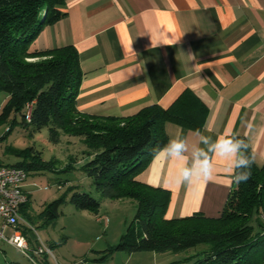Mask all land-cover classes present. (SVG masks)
Wrapping results in <instances>:
<instances>
[{"label":"crops","instance_id":"obj_1","mask_svg":"<svg viewBox=\"0 0 264 264\" xmlns=\"http://www.w3.org/2000/svg\"><path fill=\"white\" fill-rule=\"evenodd\" d=\"M61 10L32 49L77 48L81 114L130 117L189 93L206 110L199 132L235 133L264 166V0H65ZM197 132L166 125L168 141ZM213 163L214 180L195 188L172 183L176 165L156 154L137 179L171 193L168 219L219 218L235 182Z\"/></svg>","mask_w":264,"mask_h":264},{"label":"trees","instance_id":"obj_2","mask_svg":"<svg viewBox=\"0 0 264 264\" xmlns=\"http://www.w3.org/2000/svg\"><path fill=\"white\" fill-rule=\"evenodd\" d=\"M64 2L0 0V93L8 94L0 122L19 123L34 133L47 128L54 144L61 142L62 135L81 139L87 147L84 155L90 158L82 171L101 197L137 204L136 219L116 251L178 254L205 245L194 264H264V166L254 160L250 179L235 183L219 218L202 214L166 218L171 193L139 181L137 174L167 144L168 123L199 131L206 110L186 93L169 109L152 105L130 117L81 114L77 97L83 72L77 48L32 49L47 25L67 16L61 10ZM28 104H33L30 122ZM14 153L24 158L15 166L28 172L51 169L52 164L37 159L31 148ZM248 154L254 157L250 146ZM70 192L78 210L99 214L101 203L91 194L75 188ZM64 201L58 199L48 206L41 215L45 223L58 219Z\"/></svg>","mask_w":264,"mask_h":264},{"label":"rangeland","instance_id":"obj_3","mask_svg":"<svg viewBox=\"0 0 264 264\" xmlns=\"http://www.w3.org/2000/svg\"><path fill=\"white\" fill-rule=\"evenodd\" d=\"M7 99V93H0V110ZM18 120L21 121L20 117ZM30 148L38 155L37 159L52 165L48 170L28 172L25 189L30 194V202L24 213L30 217L31 227L23 231L27 230L31 250L43 243L52 254L36 255L27 251V255L0 242V264H194L196 255L205 250L206 246L201 245L178 254L116 251L115 247L136 219L137 204L129 199L101 197L91 178L82 171L90 159L84 155L87 147L80 138L62 135L61 142L54 144L47 128L34 133L19 123L13 126L12 121L0 122V164L15 165L23 161L14 151ZM72 188L97 199L101 203L99 214L78 210L70 201ZM58 199H65L58 219L45 223L42 213ZM12 234L13 230L8 229L6 236Z\"/></svg>","mask_w":264,"mask_h":264},{"label":"clouds","instance_id":"obj_4","mask_svg":"<svg viewBox=\"0 0 264 264\" xmlns=\"http://www.w3.org/2000/svg\"><path fill=\"white\" fill-rule=\"evenodd\" d=\"M248 148L249 144L235 133L226 131L213 136L208 130L198 131L193 140L185 135H177L158 149L156 156L162 157L165 163L176 165L170 178L172 183L195 188L197 184L214 180V157L226 162L225 166L236 184L249 180L254 157L248 154Z\"/></svg>","mask_w":264,"mask_h":264},{"label":"built area","instance_id":"obj_5","mask_svg":"<svg viewBox=\"0 0 264 264\" xmlns=\"http://www.w3.org/2000/svg\"><path fill=\"white\" fill-rule=\"evenodd\" d=\"M26 109V118L30 122L33 104H28ZM28 177V171L23 168L0 164V242L18 248L24 254L32 251L36 255H50L52 250L43 243H40L37 249L31 250L23 233V228L31 227L23 214L30 197L25 189ZM10 228L13 234L7 237L6 232Z\"/></svg>","mask_w":264,"mask_h":264}]
</instances>
